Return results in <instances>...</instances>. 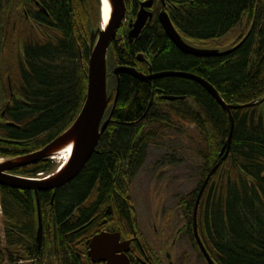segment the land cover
<instances>
[{"label": "trees", "instance_id": "1", "mask_svg": "<svg viewBox=\"0 0 264 264\" xmlns=\"http://www.w3.org/2000/svg\"><path fill=\"white\" fill-rule=\"evenodd\" d=\"M29 1L38 2L46 11L28 7L31 20H38L43 25L40 28L48 33L42 36V42L33 35L24 36L21 73L14 82L24 103L14 100L10 115L19 128L6 133L12 140L9 144L25 141L26 146L0 144V158L42 150L74 124L87 96L84 69L91 54L90 35L102 22L100 0ZM145 1L149 0H125L128 21L136 19ZM11 2L0 0L2 34ZM163 10L191 45L221 51L238 48L221 58L183 54L159 23L158 15ZM152 12L154 19L136 40L129 41L126 24L110 48L107 114L112 112L113 116L96 152L65 189L40 194L46 235L39 253L35 195L0 188V264L30 262L35 257L36 264H92L86 242L98 233L106 209L113 203L124 235L133 236L135 206L124 178L135 177L145 162L147 147L155 136L144 133L145 127L158 124L159 128L176 129V120L195 128L205 149L200 151L205 159L202 183L186 202L187 234L195 241L197 197L204 180L221 161L224 148L223 157L226 154L231 120L209 92L193 80L166 77L140 82L121 75L118 81L113 74L117 67L136 68L145 74L151 67L155 74L193 75L210 83L228 105L259 103L233 112L230 153L202 198L198 220L200 237L215 264H264V0H154ZM13 17L12 37L16 30ZM140 55L144 63L138 61ZM2 95H7L4 89ZM161 96L184 100L169 103L160 101ZM53 171L52 164L43 162L15 172L36 178ZM50 223L53 229L49 238Z\"/></svg>", "mask_w": 264, "mask_h": 264}, {"label": "water", "instance_id": "2", "mask_svg": "<svg viewBox=\"0 0 264 264\" xmlns=\"http://www.w3.org/2000/svg\"><path fill=\"white\" fill-rule=\"evenodd\" d=\"M104 0H101L102 10L104 7ZM109 6V18L105 22L103 17V26L91 35V56L89 60L88 71V90L84 106L77 117L74 124L53 143L48 145L45 149L34 154L19 157L10 160H0V188H7L11 190H18L24 192H32L37 201L38 211V232H37V246L36 254L41 249L43 239V219L40 204V193L57 191L65 188L80 176L89 160L96 152L101 142L102 136L106 132L111 117L103 123L107 109L110 104L109 81H108V55L109 49L117 37L118 31L122 28L127 18V6L125 0H105ZM41 10L43 8L38 4ZM154 0L145 1L141 4L140 10L137 14L136 20H131L130 30L128 33L129 41L132 43L136 40L142 31L146 28L149 22L152 21L154 15L152 8ZM164 4V8H165ZM104 11V10H103ZM159 23L164 29L166 35L174 43V45L185 55L196 58H221L235 52L234 49L224 51L206 49L192 46L186 42L183 37L175 29L168 13L163 10L159 16ZM140 63H144V56L138 57ZM114 76L120 78L121 75H129L141 82H152L166 77L186 78L193 80L204 87L209 94L216 100V102L227 112L231 120V133L226 146L220 157L221 161L213 168L207 176L196 201L194 211V235L196 242L204 255L208 264H215L210 254L202 242L199 234V220L198 213L201 200L215 174L218 172L220 166L226 161L231 149L232 136L234 131V116L233 112L247 108L258 106L259 103H251L246 106L228 105L221 97L219 92L207 81L185 73H161L155 74L150 70L149 75H146L134 68L117 67L113 72ZM168 102L183 101L182 98L164 96L161 98ZM117 100V97H116ZM264 102V100L262 101ZM153 102L149 105L147 113L150 111ZM115 106V105H114ZM70 157L52 177L48 179H28L19 176L11 175L15 170L35 166L43 161L61 155L64 152L70 151ZM89 258L93 264H131L126 253L129 251L130 242H122V236L119 233L101 234L93 238L89 243ZM36 259L32 264H36Z\"/></svg>", "mask_w": 264, "mask_h": 264}, {"label": "rangeland", "instance_id": "3", "mask_svg": "<svg viewBox=\"0 0 264 264\" xmlns=\"http://www.w3.org/2000/svg\"><path fill=\"white\" fill-rule=\"evenodd\" d=\"M175 122L176 129L159 128L158 124L145 127L144 133L155 136L147 147L144 164L130 181V195L142 231L163 259L168 253L179 264H207L186 229V202L202 183L205 159L200 151L205 149L195 128ZM63 162L65 159L58 157L53 167L58 169ZM2 216L0 213V224ZM174 240L175 250L171 248Z\"/></svg>", "mask_w": 264, "mask_h": 264}, {"label": "flooded vegetation", "instance_id": "4", "mask_svg": "<svg viewBox=\"0 0 264 264\" xmlns=\"http://www.w3.org/2000/svg\"><path fill=\"white\" fill-rule=\"evenodd\" d=\"M38 4H39L38 2H35V1L32 2L29 0L28 1L27 0H13V2H11L10 7H9V10L11 9V11L8 12V17H7L6 25L4 26V29H3V34L1 33V29H0V144L10 146V147H24V146H26L25 141L16 142L19 144H15V145H19V146L9 144V142L12 140H11V138L8 137L6 132L10 129H16V128L18 129L19 128L18 126H16L17 123H15L14 120L11 119V115H10L11 112L14 110L13 108H12V110H10L13 103H14V100H18L20 103H24L21 96L18 95L17 91L15 90V84H14L16 79L20 77V73H21L19 60H20V57L23 56V52H24V36L30 34V36L33 35L40 42H42V38H43L42 36L44 34L47 35V33H48L47 30H42L41 29L42 27L40 28V26H43V25L41 23H39L38 20H36V21L39 24L36 21L31 20V18L28 15V7L29 6L34 11L46 13L44 8L39 4L43 8V10L40 9ZM11 15L14 16L13 20L15 21L14 23L16 24V30L13 32V34H14L13 37L10 34V23L12 20ZM129 22H131V20ZM127 26H126V29H127ZM123 27H125V25H123ZM128 27L130 29V23H129ZM0 28H1V26H0ZM89 47L91 50V35H90V39H89ZM90 56H91V54H90ZM129 68H131V67H129ZM134 69H136V68H134ZM84 70L88 75L89 64H88L87 70L86 69H84ZM150 70L153 71V69L151 67L149 68V73H150ZM149 73L146 75H149ZM117 79L119 81V78H117ZM3 89H4V92L7 93V95H2ZM159 100H160V98H159ZM155 103H156V105H160L159 102H155ZM112 114L113 113L111 112L110 116H113ZM110 116H109V114H106V117L104 118L103 123L106 122ZM38 151H41V150H38ZM38 151H35L33 153H30V154H26V155H21V156L19 155L17 157H6L3 159H14V158H19V157H24V156L34 154ZM58 157H61V156L51 157L50 159H47L43 162H49L50 164L54 165V163L57 162ZM61 164L63 165V163H61ZM61 166H59V168ZM23 169H25V168H23ZM20 170H22V169H20ZM15 171L11 172L10 174L14 175V176H19L22 178H30V177L24 175V173L19 175ZM127 173H128V171H127ZM133 178L134 177L130 178V176H128L127 179H126V177L124 178V181L126 180L125 182L127 184V187H129V189H130V181L132 182ZM65 188H62L60 190H63ZM57 191H59V190H57ZM49 192L54 193L55 191H49ZM43 193H48V192H43ZM40 194H42V193H40ZM53 203H54V196L52 199V204ZM134 209H135L134 215H135V220H136L135 221L136 225L134 226V229H133L134 235L128 237V236L124 235L123 228H122V225L120 223L119 215L115 210V203L110 204L107 207L106 214H105L106 216H104L103 222L101 224H99V226L97 228L98 233H96L94 236H92L86 242V245L88 247L87 248L88 249L87 250L88 251V254H87L88 259L90 260L88 243L93 238H95L96 236H99L103 233L111 234V235H113L115 233H119L122 236V242H124V241L130 242L129 251L126 253V255L129 258V261L131 264H140V263L154 264V261H156V263H158V264L159 263L160 264H166L164 259H166L168 264H179L176 262V260H178V259L173 258V256L167 255L168 253H165L164 259H163L161 257V253L159 254L156 251V249L150 244L149 240L146 238V235L144 234V232L142 231V229L139 225V219H138L136 207ZM42 219H43V217H42ZM52 222H53V219H52ZM53 224L55 225L54 222H53ZM47 229H48V234H49V238H50L51 231L53 229L52 223H50V225L47 227ZM4 232L5 231H3L2 234H3V240L5 241L6 236L4 235L5 234ZM45 235H46V228L43 225V238L45 237ZM173 243H174V245H172L171 248L173 247L175 250V249H177V247H176L177 241L174 240V241H172L171 244H173ZM201 255H202V253H201ZM85 259H87V258H85ZM179 261H182V258H180ZM101 264H105V263H101Z\"/></svg>", "mask_w": 264, "mask_h": 264}, {"label": "bare ground", "instance_id": "5", "mask_svg": "<svg viewBox=\"0 0 264 264\" xmlns=\"http://www.w3.org/2000/svg\"><path fill=\"white\" fill-rule=\"evenodd\" d=\"M104 7H103V17H104V20L105 22H107L108 18H109V6L107 4V2L104 0ZM180 51V50H179ZM141 82V81H140ZM71 153V150L70 151H67V152H64L62 153L60 156L62 157V159H65V161L68 160L69 158V155ZM3 208V207H2Z\"/></svg>", "mask_w": 264, "mask_h": 264}]
</instances>
